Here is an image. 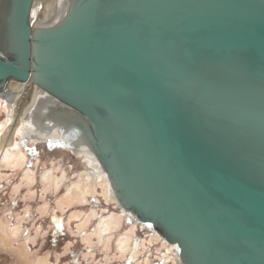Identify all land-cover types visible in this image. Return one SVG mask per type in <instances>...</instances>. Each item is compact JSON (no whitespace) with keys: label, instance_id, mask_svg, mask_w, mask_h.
Segmentation results:
<instances>
[{"label":"water","instance_id":"obj_1","mask_svg":"<svg viewBox=\"0 0 264 264\" xmlns=\"http://www.w3.org/2000/svg\"><path fill=\"white\" fill-rule=\"evenodd\" d=\"M33 3L1 2L0 92L64 106L183 264H264V0H68L36 27Z\"/></svg>","mask_w":264,"mask_h":264},{"label":"bare ground","instance_id":"obj_2","mask_svg":"<svg viewBox=\"0 0 264 264\" xmlns=\"http://www.w3.org/2000/svg\"><path fill=\"white\" fill-rule=\"evenodd\" d=\"M1 2L2 0H0V45L2 40ZM67 5L68 0H34L31 12L34 26L54 25L62 18ZM3 103L5 106L2 108L7 111L5 119L0 122V168L24 170L20 184L15 185V191L21 190L25 183L34 187L40 181L44 192L55 190L61 193L58 206L62 209L75 204L86 206L92 196L100 200V194L108 204H115L120 213L104 208L105 212L99 214L93 209L86 213V218L79 224L78 230L87 229L92 219L94 221L96 218L94 230L85 238L87 243H93L96 237L97 241L105 246L107 253L111 252L114 244L120 258L125 260L131 250L137 227L145 228L139 225L130 212L121 208L106 172L88 145L73 129L72 119L67 114L66 108L32 81L21 83L11 80L6 89L0 92V105ZM40 141L60 144L64 150L81 160L84 169L78 178L70 180L68 171L59 162L53 163L51 167L47 166L40 176L37 169L27 167L28 152L25 146L28 143ZM5 177L0 170V181ZM48 208L49 205L46 203L42 212H47ZM81 216L80 212H74L71 219L72 217L81 218ZM123 219L130 223V227L124 228L125 231L121 233ZM21 220L13 229H9L4 222L0 223V241L8 244L11 241V235H19L23 231ZM146 231L149 238H145L142 244L145 247L143 252L147 251L149 244L154 245L158 242L162 246L169 247L157 232L149 229ZM170 251L173 254L172 264H183L177 253L173 249ZM37 264L51 263L50 259L45 257L39 259ZM138 264H153V260L148 255Z\"/></svg>","mask_w":264,"mask_h":264},{"label":"rangeland","instance_id":"obj_3","mask_svg":"<svg viewBox=\"0 0 264 264\" xmlns=\"http://www.w3.org/2000/svg\"><path fill=\"white\" fill-rule=\"evenodd\" d=\"M3 106L5 103L0 105V122L5 119L7 111ZM25 150L28 152L27 167L37 169L39 176L47 166L51 167L56 162L64 165L63 168L68 171L72 181L84 169L82 161L64 150L60 144L49 141L28 143ZM0 170L6 176L0 181V223L4 222L9 229H13L22 219L23 226L19 235H11L8 244L0 241V264H37L39 259L45 257L50 259L51 264H138L148 255L153 264H172L173 254L169 247L162 246L159 242L149 244L151 246L148 245L147 251L143 252L145 247L142 244L149 236L146 229L140 227H137L131 250L125 260L120 258L114 244L111 252L107 253L105 246L96 237L93 243H87L85 238L94 230L96 218L95 222L92 219L87 229L80 231L78 226L85 220L86 213L95 209L102 214L105 212L104 208L120 213L115 204H108L100 194V200L92 196L86 206L75 204L62 209L58 206L61 193L55 190L44 192L40 181L34 187L25 183L21 190L15 191V185L22 180L23 169ZM46 203L49 205L48 211L42 212ZM74 212H80L81 218L71 219ZM128 227L130 223L123 219L120 232ZM138 252H143L144 256Z\"/></svg>","mask_w":264,"mask_h":264},{"label":"snow or ice","instance_id":"obj_4","mask_svg":"<svg viewBox=\"0 0 264 264\" xmlns=\"http://www.w3.org/2000/svg\"><path fill=\"white\" fill-rule=\"evenodd\" d=\"M3 55V52H0V56H2Z\"/></svg>","mask_w":264,"mask_h":264}]
</instances>
